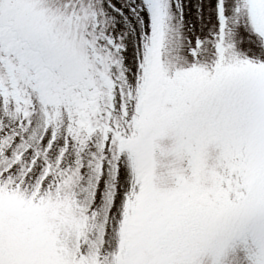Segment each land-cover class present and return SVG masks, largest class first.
I'll return each instance as SVG.
<instances>
[{"label":"snow or ice","instance_id":"1","mask_svg":"<svg viewBox=\"0 0 264 264\" xmlns=\"http://www.w3.org/2000/svg\"><path fill=\"white\" fill-rule=\"evenodd\" d=\"M0 264H264V0H0Z\"/></svg>","mask_w":264,"mask_h":264}]
</instances>
